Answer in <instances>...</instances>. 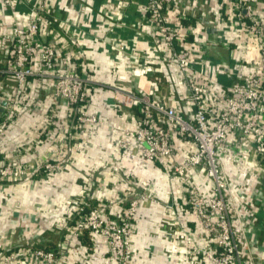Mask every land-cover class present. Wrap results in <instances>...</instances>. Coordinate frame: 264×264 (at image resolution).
<instances>
[{
	"label": "crops",
	"instance_id": "0c3cea01",
	"mask_svg": "<svg viewBox=\"0 0 264 264\" xmlns=\"http://www.w3.org/2000/svg\"><path fill=\"white\" fill-rule=\"evenodd\" d=\"M147 2L14 0L0 9V99L15 86L13 77L3 72L12 53L9 23L16 21L26 27L32 9L42 4L46 12L40 33L56 51L55 66L83 71L101 86L91 90L90 99V110L101 122L78 127L75 109L54 97L53 78L36 76L26 82L24 101L38 103L40 107L25 111L8 127L0 158L21 166L48 159L59 163L60 168L46 177L28 173L0 181L1 247L20 254L26 251L25 247L54 249L56 264H113L103 238L89 231L72 237V225L95 206L101 207L108 217H120L130 198L148 187L152 197L140 204L131 230L130 264H212L203 256L195 262L192 260L195 248L211 249L215 239L205 232L190 202L193 190L207 199L212 183L202 176V171H187V181L172 174L173 165L195 150L194 141L170 126L172 155L146 158L133 133L140 106L124 107L111 101L113 90L118 88L148 94L154 100L165 97L176 109L185 104L183 96L168 89L170 77L177 72L175 63L168 61L170 53L154 44L152 29L141 26L146 19ZM212 4L221 6L222 1L209 0L202 5L204 19L197 8L188 9L187 20L180 24L211 32L210 20L214 14L207 9ZM257 7L264 22V0ZM225 11L224 5L222 12ZM115 41L124 44L132 41V52L123 53ZM235 42L236 54L245 60L241 74L248 77L254 74L258 49L250 39L241 36ZM204 45L205 38L200 37L197 56L201 55L202 62L196 69L206 75L211 69L201 52ZM33 67L39 66L34 63ZM216 79L221 85L231 82L226 69ZM223 166L227 178L241 183L246 198L252 199L253 188H258L255 180L264 169L258 157L249 149L240 163L230 158L225 159ZM260 180L263 184L264 180ZM258 197L260 209L252 224L253 235L259 238L264 221V197L262 193ZM234 225L238 228L239 221L235 220ZM257 253L252 255L255 264L257 261L264 264V255Z\"/></svg>",
	"mask_w": 264,
	"mask_h": 264
},
{
	"label": "built area",
	"instance_id": "2783aa9c",
	"mask_svg": "<svg viewBox=\"0 0 264 264\" xmlns=\"http://www.w3.org/2000/svg\"><path fill=\"white\" fill-rule=\"evenodd\" d=\"M13 1L1 0L0 9L10 6ZM221 1V6L212 4L207 9L208 13L215 15L210 20L211 32L180 24L187 20V11L193 7L204 19L206 13L202 5L209 0L147 2V15L141 26L153 30L154 44L166 49L170 53L168 61L177 66V72L168 81V89L185 98L180 109L169 104L165 97L154 100L148 94L118 88L113 90L111 101L113 105L124 107L140 106L133 133L142 156L146 158L172 155L170 126L194 141L195 150L173 165L172 174L187 181V171L197 170L211 181L209 197L205 199L193 190L190 202L205 232L214 237L215 245L211 249L195 248L192 260L195 262L203 256L212 264H255L252 255L263 248L264 239L254 237L252 221L260 209L258 194L262 193L264 197V183L260 180H264V169L255 180L258 188H253V198L247 199L241 183L227 178L223 162L231 158L232 162L240 163L250 149L258 157L259 164L264 166V22L257 7L262 0ZM224 5L225 13L222 12ZM32 10L26 27L19 26L16 21H11L8 27L12 53L3 72L13 77L15 86L12 91H5L0 99V150L8 127L25 111H36L40 107L38 103L24 101L26 82L32 77L53 78L54 97L64 106L75 109V125L78 127L101 122L90 110L91 90L100 88V84L90 80L83 71L55 66L56 51L40 33L45 4ZM239 36L250 39L259 52L254 74L248 77L241 74L245 60L234 49ZM200 37L205 38L201 52L211 69L206 75L196 69L202 62L201 55L197 56ZM132 41L114 43L120 51L130 54ZM34 63L39 66L37 69L33 67ZM225 69L231 82L221 85L216 75ZM217 103L219 105L215 107ZM59 168V163L48 159L21 166L0 158V181L17 179L28 173L46 177ZM151 197L148 187L134 194L122 215L115 218L104 215L99 206L92 207L75 219L71 236L77 238L89 231L107 243L113 264H130L133 255L131 230L137 209ZM235 220L239 221L238 228L234 225ZM261 225L264 227V221ZM25 249L20 254L0 246V264L57 263L54 249Z\"/></svg>",
	"mask_w": 264,
	"mask_h": 264
},
{
	"label": "rangeland",
	"instance_id": "374dc122",
	"mask_svg": "<svg viewBox=\"0 0 264 264\" xmlns=\"http://www.w3.org/2000/svg\"><path fill=\"white\" fill-rule=\"evenodd\" d=\"M263 235H264V227H262V229H261V235L259 237V240L263 239ZM257 264H260V263H258V261H257Z\"/></svg>",
	"mask_w": 264,
	"mask_h": 264
},
{
	"label": "flooded vegetation",
	"instance_id": "af4514ba",
	"mask_svg": "<svg viewBox=\"0 0 264 264\" xmlns=\"http://www.w3.org/2000/svg\"><path fill=\"white\" fill-rule=\"evenodd\" d=\"M263 248L256 255H264V243H262Z\"/></svg>",
	"mask_w": 264,
	"mask_h": 264
}]
</instances>
